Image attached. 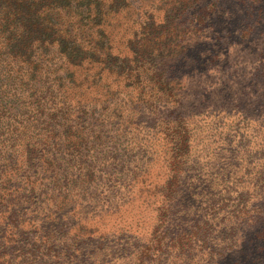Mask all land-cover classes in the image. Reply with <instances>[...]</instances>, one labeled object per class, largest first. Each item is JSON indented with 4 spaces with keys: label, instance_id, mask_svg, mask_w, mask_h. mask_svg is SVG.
Masks as SVG:
<instances>
[{
    "label": "trees",
    "instance_id": "obj_1",
    "mask_svg": "<svg viewBox=\"0 0 264 264\" xmlns=\"http://www.w3.org/2000/svg\"><path fill=\"white\" fill-rule=\"evenodd\" d=\"M136 1L0 0V264H264V0Z\"/></svg>",
    "mask_w": 264,
    "mask_h": 264
},
{
    "label": "rangeland",
    "instance_id": "obj_2",
    "mask_svg": "<svg viewBox=\"0 0 264 264\" xmlns=\"http://www.w3.org/2000/svg\"><path fill=\"white\" fill-rule=\"evenodd\" d=\"M210 1L211 0H202L200 7L201 8L207 7L209 5ZM153 2H155V0H137L136 3L133 5L130 13H128V15L127 14H120V15L114 16L111 19L110 28L112 29V33H113V35H112V37L114 39L113 43L117 49H119V50L123 49L124 41L126 40V38L128 37L127 35L129 34V29H128L129 26L128 25L131 24V21L134 20L136 18V15H137L136 19L138 22V20L142 16L143 10L146 9L148 7V5H150ZM146 117L150 118L147 114H146ZM240 137L241 136L239 135V138ZM128 145H129V140L121 138V140L118 141V143L110 144L109 147L107 148V150H109L111 152H115L116 150L118 151V150H120L123 147L128 146ZM233 146H235V144ZM233 150H234V148H233ZM233 150H231V152L229 153V157H233L235 155ZM133 153L135 155H137V148L133 149ZM132 158H136V157H132ZM130 160H128L127 165H130ZM120 162H122V161L120 160ZM188 193H189V191L185 190L184 205H193V206L195 205V207H196L198 204H200V202H197L196 198H194V197L191 198V195H189ZM245 253H246L247 257H250V253H252V252H250L249 247H246ZM125 258H126L125 256H121V257L119 256V260L121 261L120 263H123V260L125 263ZM126 264H130L129 259H126Z\"/></svg>",
    "mask_w": 264,
    "mask_h": 264
}]
</instances>
